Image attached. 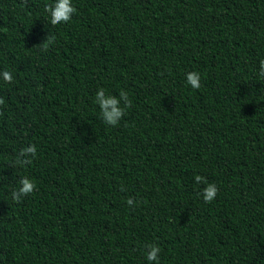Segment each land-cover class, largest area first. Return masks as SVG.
Masks as SVG:
<instances>
[{
    "label": "trees",
    "instance_id": "1",
    "mask_svg": "<svg viewBox=\"0 0 264 264\" xmlns=\"http://www.w3.org/2000/svg\"><path fill=\"white\" fill-rule=\"evenodd\" d=\"M54 2L0 0V264H264V0Z\"/></svg>",
    "mask_w": 264,
    "mask_h": 264
},
{
    "label": "clouds",
    "instance_id": "2",
    "mask_svg": "<svg viewBox=\"0 0 264 264\" xmlns=\"http://www.w3.org/2000/svg\"><path fill=\"white\" fill-rule=\"evenodd\" d=\"M44 11L48 15V22L55 26L61 23L69 22L73 14L76 12V8L73 6L72 0H55L52 4H46ZM53 39V37L48 35L46 40L40 45L44 50H47ZM259 75L264 78V60L260 62ZM0 78H2L6 83L13 82V75L7 70L0 72ZM186 83L192 88L198 89L201 86L200 74L198 72L186 73ZM121 100L124 102L125 107H131V101L125 91L120 92L119 98L112 95H106L103 88L98 89L96 92L95 103L100 106V115L105 125L117 126L122 117L125 115L124 109L120 107ZM3 103V99H0V104ZM36 152L37 147L35 144L22 148L15 163H29L31 159L35 157ZM195 181L196 183H200L202 181V177L200 175H196ZM19 185L18 189L11 192L12 200L15 202H20L23 197L31 195L36 189L35 183L28 177L21 178ZM217 192L218 188L215 184H208L207 187L203 189V199L205 202H211L216 198ZM126 203L131 207L134 206L135 200L133 198H128ZM146 247V259L149 264H152V262L159 264L161 251L160 247L155 244H149Z\"/></svg>",
    "mask_w": 264,
    "mask_h": 264
}]
</instances>
